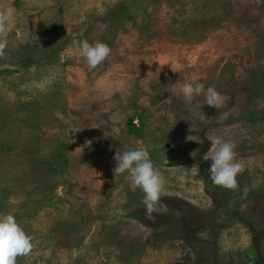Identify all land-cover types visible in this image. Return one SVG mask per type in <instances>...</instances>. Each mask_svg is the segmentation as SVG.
I'll return each instance as SVG.
<instances>
[{
  "label": "rangeland",
  "instance_id": "obj_1",
  "mask_svg": "<svg viewBox=\"0 0 264 264\" xmlns=\"http://www.w3.org/2000/svg\"><path fill=\"white\" fill-rule=\"evenodd\" d=\"M0 213L33 237L17 264H264V0H0ZM112 53L89 70L74 41ZM199 77L188 103L182 84ZM234 141L235 190L212 182L209 138ZM144 147L165 180L115 174Z\"/></svg>",
  "mask_w": 264,
  "mask_h": 264
},
{
  "label": "clouds",
  "instance_id": "obj_2",
  "mask_svg": "<svg viewBox=\"0 0 264 264\" xmlns=\"http://www.w3.org/2000/svg\"><path fill=\"white\" fill-rule=\"evenodd\" d=\"M15 17V10L8 8L0 13V36L8 31ZM76 51L85 59L89 70L96 69L112 53V49L103 42L89 43L87 40L74 41ZM7 47V40L0 38V55ZM199 77H192L191 81L182 84L180 91L188 103L203 95L208 106L215 109L224 107L225 97L215 88L205 89L204 84L194 83ZM213 148L205 156L211 160L209 173L212 182L218 186L235 190L238 188L237 176L244 170V164L237 159L234 141L221 137L209 138ZM115 159L117 166L115 174L128 173L131 186L140 188L144 192V208L148 219H153V213L164 194L165 180L154 166L150 153L144 147L132 148L124 152H117ZM33 237L26 233L19 224L14 212L0 213V264H17L18 256H27L33 248Z\"/></svg>",
  "mask_w": 264,
  "mask_h": 264
},
{
  "label": "trees",
  "instance_id": "obj_3",
  "mask_svg": "<svg viewBox=\"0 0 264 264\" xmlns=\"http://www.w3.org/2000/svg\"><path fill=\"white\" fill-rule=\"evenodd\" d=\"M262 261H263V260H261V262H260L259 264H262Z\"/></svg>",
  "mask_w": 264,
  "mask_h": 264
}]
</instances>
